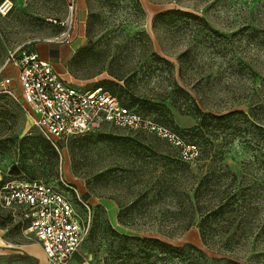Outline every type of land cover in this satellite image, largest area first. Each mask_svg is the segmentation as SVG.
Returning a JSON list of instances; mask_svg holds the SVG:
<instances>
[{
    "label": "rangeland",
    "instance_id": "obj_1",
    "mask_svg": "<svg viewBox=\"0 0 264 264\" xmlns=\"http://www.w3.org/2000/svg\"><path fill=\"white\" fill-rule=\"evenodd\" d=\"M138 1L142 11L131 0H89L78 24L76 2L70 14L68 0H0V63L10 49L51 46L64 57L51 64L74 87L136 100L134 107L180 136L185 148L193 144L186 131L197 124L194 105L204 114L264 116V0ZM173 9L200 21L173 16L153 26L156 12ZM0 111L7 114L0 119V182L60 187L62 180L90 210L89 236L69 264H264V163L257 153L264 139L253 121H222L191 160L152 135L111 127L60 141L53 155L18 104L2 99ZM230 187L232 204L205 220L214 232L207 250L198 226L216 202L211 198ZM2 231L0 264H47L17 220ZM143 238L182 250L162 255ZM225 238L232 244L221 256Z\"/></svg>",
    "mask_w": 264,
    "mask_h": 264
},
{
    "label": "built area",
    "instance_id": "obj_2",
    "mask_svg": "<svg viewBox=\"0 0 264 264\" xmlns=\"http://www.w3.org/2000/svg\"><path fill=\"white\" fill-rule=\"evenodd\" d=\"M75 2L68 0L70 14ZM0 95L18 104L28 125L55 149L60 141L109 127L134 135H152L183 150L182 156L189 160L196 148H185L175 132L122 105L101 88L74 87L28 46L6 52L0 63ZM59 185L22 180L7 182L0 188V208L34 239L47 264H69L90 228V210L75 186L62 180Z\"/></svg>",
    "mask_w": 264,
    "mask_h": 264
},
{
    "label": "trees",
    "instance_id": "obj_3",
    "mask_svg": "<svg viewBox=\"0 0 264 264\" xmlns=\"http://www.w3.org/2000/svg\"><path fill=\"white\" fill-rule=\"evenodd\" d=\"M85 3H86V6L88 7L89 0H85ZM131 3L135 9L142 11L140 3L138 0H131ZM173 16H176L178 18H185V19L200 21V19L197 16H195L191 13H187V12H183V11L173 9V10H167V11L157 13L153 18V26H154V23L156 21L164 20L166 18H171ZM81 52L82 51H78L75 54V57H78ZM154 57L157 61H160V62H163V63L169 65V63L166 60H164L163 58H161L157 55H155ZM120 77H122V76H120ZM119 80H121V78H119ZM102 85L108 86L111 88L116 87V84H114L113 82H104ZM174 86L176 87V90L178 92L182 93L186 98H190L189 94L186 93L175 82H174ZM98 88H100V87H98ZM94 89H96V88H94ZM101 89L108 92L112 96L116 97L122 105H124L128 108H134L139 113H142L143 115H146V116H150L157 123H159L152 115H149L147 112H144V110H142L141 108L137 109L136 107H134L135 104L137 103L136 100L133 99L131 103L126 104L121 99V96H118L117 94H115L114 91L105 90L103 88H101ZM2 99H9V98L0 95V100H2ZM9 100H11V99H9ZM161 107L164 108V106H161ZM193 109H194L193 110V118L197 121V124L194 127L190 128L186 131V134L189 136L191 143H193L192 146H197L200 143V141L204 140V138H205V142H206L207 141L206 137L209 135L213 138H216V136H214L215 135L214 131L217 129V127H220V126H218L219 123H221L222 121H224L226 119L232 118V117L242 118L246 122L253 121L252 123L254 124V127L261 133V137H262V139H264V116H262V118H259L256 114L253 113V111H250L249 113H244L243 111H235V112H231V113L225 114V115H213L210 113L204 114L195 105L193 106ZM6 116H7V114L5 112L0 111V119H6ZM41 144L45 150H50V152L53 155H55V152L53 150L54 148L44 138H42ZM257 153H259V157L262 158L263 163H264V150L262 151V149L259 148ZM205 155H206V151H205ZM44 183H46V182H44ZM2 185H4V184L0 182V188L2 187ZM232 191H233V189L231 187H230V189L226 188L225 190H223L222 192L219 193L218 197H212L211 199L213 201H216V202L210 204L206 217H205V214L202 216L203 219L201 220V222L198 226L199 237H200L202 244L204 245V243H205V248L207 250H208V247H206V239H207L206 237H207V235H213L214 232L212 231L211 227L205 226V220H210L212 218H215L217 216V214L219 212H222L225 207H228L230 204H232V202L235 199V194ZM199 197H200V192L198 189H196L195 192L193 193V200H194L195 205H197ZM0 210H2V209L0 208ZM2 211H4V210H2ZM4 212H6V211H4ZM13 221L15 222V220H13V218L8 213L2 217L0 216V229L1 230L5 229L7 226L11 225ZM90 221H91V219H90ZM19 225L20 224L18 223V226ZM88 236H89V233H88ZM88 236H87V238H88ZM141 241L144 242L145 244H148V243L153 244L155 247H157L159 249V252L162 255H167V254L174 253V252H180L182 250L180 247L172 246V245L165 243L161 240L143 238ZM231 241H232L231 238H225V240L222 241L223 242L221 244L222 247L219 249V252L221 251L219 253L221 256H226L225 252L227 251L228 247H230V244H232ZM198 252L201 255H204V253L201 250H198ZM147 258H148V256H147ZM205 258H207L206 255H205ZM211 260L220 261V260H225V258L222 257L221 259H218V260L217 259H211ZM225 263L226 264H239L235 261H230V260H225Z\"/></svg>",
    "mask_w": 264,
    "mask_h": 264
},
{
    "label": "crops",
    "instance_id": "obj_4",
    "mask_svg": "<svg viewBox=\"0 0 264 264\" xmlns=\"http://www.w3.org/2000/svg\"><path fill=\"white\" fill-rule=\"evenodd\" d=\"M76 9H77V14H76L75 21H77L78 24H82L86 20V3H85V0H76ZM156 13H158V12H156ZM36 52L39 54V56L43 60H47L50 63H51V61L56 62V63H60L64 59V57L61 55V53L57 49H55L51 46H45L42 48V50L39 47V48H37ZM64 80L67 81L65 78H64ZM67 82H69V81H67ZM2 235H3V231L0 229V243L2 242Z\"/></svg>",
    "mask_w": 264,
    "mask_h": 264
}]
</instances>
